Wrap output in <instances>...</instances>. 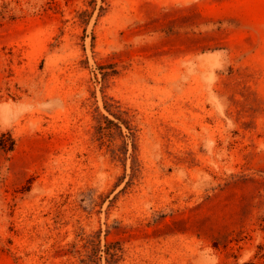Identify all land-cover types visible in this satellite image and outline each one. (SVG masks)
<instances>
[{
	"label": "rangeland",
	"instance_id": "rangeland-1",
	"mask_svg": "<svg viewBox=\"0 0 264 264\" xmlns=\"http://www.w3.org/2000/svg\"><path fill=\"white\" fill-rule=\"evenodd\" d=\"M0 264H264V0H0Z\"/></svg>",
	"mask_w": 264,
	"mask_h": 264
}]
</instances>
